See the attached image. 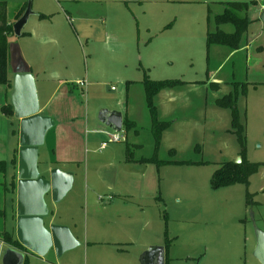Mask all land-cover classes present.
<instances>
[{
    "label": "rangeland",
    "instance_id": "374dc122",
    "mask_svg": "<svg viewBox=\"0 0 264 264\" xmlns=\"http://www.w3.org/2000/svg\"><path fill=\"white\" fill-rule=\"evenodd\" d=\"M6 1L7 14L12 17L19 0ZM181 1L32 0V12L37 13L39 5L44 4L54 13L50 19L60 32L57 44L44 45L49 47V75L53 65L58 66L55 80L48 82V87L52 92L62 83L71 94H56L49 109L60 110L55 116L56 133L68 140L73 138V156L80 157L84 138L98 143L107 140L105 135L95 134L98 127L106 134L113 133L98 121L100 110L131 116L136 124L128 132L124 127L118 132L122 142L108 144L115 152L108 172L112 187L96 196L98 203L111 206L109 210H95L98 217H108L116 226L110 238H99L110 242L89 244L85 255L76 241L77 246L68 248L62 256L57 257L55 251L39 258L27 254L24 264H129L130 255L135 257L146 243L167 247L165 264H260L254 256V226L264 233V51L258 52L254 43L248 58L244 53L226 57V46L208 48L207 34L216 30L208 19V9ZM34 17L30 16V22ZM30 26L27 23L24 30ZM218 28L226 33L233 31L230 24ZM257 30V24H249L242 40L250 42ZM21 44L20 37L9 39V77L25 61ZM38 44L33 41V49L38 50ZM33 57L38 60L39 56ZM146 77L183 84L157 99L161 120L171 122L162 132L154 162L126 164L122 159L127 149L133 159L152 158L155 153L151 117L144 104L142 82ZM80 81L85 85H78ZM216 81H220L217 89L211 85ZM230 93L235 96V108L244 127L246 161L263 165L247 187L235 184L213 189L210 180L214 171L240 157L231 129V110L215 104ZM7 97L10 99L9 92ZM17 143L15 119L2 116L0 111V161L5 165V172H0L3 241L6 235L14 240L10 235V183ZM122 153L124 156H120ZM48 154V150H42L40 159ZM95 154L100 157L97 150L89 152L87 158ZM70 170L74 172L70 190L50 207L56 222L64 209L70 210L82 239L86 233L81 209L85 179L89 184L99 182L106 173L91 174L88 170L86 177L85 161ZM246 193L251 195L249 206ZM127 238L131 242H126ZM9 249L1 244L0 264Z\"/></svg>",
    "mask_w": 264,
    "mask_h": 264
},
{
    "label": "crops",
    "instance_id": "0c3cea01",
    "mask_svg": "<svg viewBox=\"0 0 264 264\" xmlns=\"http://www.w3.org/2000/svg\"><path fill=\"white\" fill-rule=\"evenodd\" d=\"M0 1H4L7 4L6 0H0ZM153 1L157 2V0H153ZM233 1L248 4L247 12L245 14L248 25L257 24L259 30H257L258 33L256 34V38H252L250 42H247V38L245 39V41L242 40L243 35L245 34L244 33L241 37L240 45H239L240 47L238 49H231L226 46L228 48L226 57H234L235 55L244 53V57L248 58L249 56H251L252 52L255 49L253 46L254 43L257 44L256 50L258 52H263L264 51V0H182L181 2L190 3V4L197 3L199 5L206 7L210 13L208 16V19L209 21H211L213 16L219 15L224 11L226 3L233 2ZM24 5H26V3L22 0H19L18 8L15 10L12 17H9V15L7 14V19L9 23L13 24L16 21L14 20V16L20 9L23 8ZM7 10H8V4H7ZM50 12L51 11L44 4H40L38 11L36 13L37 15L34 17L35 20L33 22H30L32 20L29 19L28 25L30 23L31 25L30 28L26 31L23 29L22 35L20 36V39L23 40V44H21L20 49L25 59L24 62L29 68V71L34 77V81H35V87H36V93H37V99H38V107H39L38 113L41 116L48 117L53 121V126L45 134L44 143L42 144L43 148L40 146L38 149V156H37L38 169L40 170L41 174L45 175L46 178H48L50 170L59 169L62 172L70 173L72 175V180H73L74 172H72L70 168L75 167V165L83 163L85 161L86 177L88 175L87 174L88 170H90L91 174H95L94 172L103 174L102 171H105L106 174H103L105 175V178L100 180L99 182L89 181L90 182L89 184L87 178L85 179V193L83 196V206L81 207V209L86 217V221H84V227H85L86 233L82 239L79 238L80 235L77 232V222L75 220V217L71 215L70 210L67 211V209H64V212L62 211V215L60 216L59 222L54 221L55 211H53L52 208L50 207V205L53 202L50 194H48V196L45 197V201H46V205L48 209V216L44 218V227L46 229H48L49 226L51 225L65 227L70 233L71 237L75 240V242L77 241L79 246H83V252L86 255L88 253L87 250H88L89 244L109 243L110 239H103L104 241H101L102 239H99V238H110V236H112V233L115 232L116 230V226L111 219H109L108 217L106 218L98 217V214L95 212L96 208L101 209V210L111 209V206L107 204L105 205L102 202L98 203L96 201V198H97L96 196L99 194V191L105 192V191H108L112 187V184L110 183V178L108 176V172L110 173L112 164L114 163L113 155L115 152L114 150H111V149L109 150L108 145L105 148H101V144L107 140H103L102 142L98 143V142H93V140H88L87 138H84L85 142L83 143L80 149V157H74L73 156L74 142H72L73 138H69L68 140V137H63L62 135H58L56 133L59 129L57 128L55 116H58L57 112H60V110L50 111L49 108L51 107L56 94H59L60 92H62L61 94L63 96L65 95L69 97L71 92L69 91L70 89L66 88L62 83H58L56 88L53 89L52 92H50V89L48 87L49 85L48 82L55 80L54 79L55 77L53 76L56 75L55 69H57L58 66L53 65L52 67L53 72L49 75L48 70H47L48 68L46 65V58H47V54L49 51V47L46 48L44 47V45L48 46L50 43L57 44L58 43L57 39L59 38L58 35H60V32L58 31V28H57V23L52 22L50 19V16L54 13H50ZM39 15H45L47 16V18L39 19L38 17ZM65 15H64L65 19L69 20L68 16H65ZM64 24L67 25L65 22ZM68 25H69L68 27L71 26L70 24ZM224 25L225 24H223V26ZM52 27H56V28L52 30ZM33 41H38L39 43L38 50L33 49V46H32ZM216 47H220V46H216ZM34 54L39 56L38 60H36L33 57ZM28 56H31V59ZM34 65L36 67H34ZM8 77H9V73H8ZM13 77H14V74L12 73L11 77H9L12 79L10 88L0 85V108L7 105L8 103L7 100H9V103H11L10 99L7 97V94L9 92V97H10V93L12 91ZM214 84H216L218 88L220 87L219 86L220 81L219 82L216 81V83ZM127 85H130V82ZM175 89H179V88L175 87L169 90L161 91L160 93L156 95L154 99V105L156 108L158 120L160 122L168 123V125L171 121L161 120V117H160L161 112H159L158 110L157 99L158 97H160L161 94L167 91L173 92V90ZM143 95H144V92H143ZM144 104H145V109H147L145 99H144ZM127 114L128 113L126 112L125 115ZM1 115L4 116L2 113ZM125 117L126 116L122 114L123 120ZM126 118L132 121L135 127L136 123L134 120L131 119V116L130 117L127 116ZM15 121L17 123V139H19V124L17 120ZM95 134L105 135L107 137L106 139H108V134L110 133L106 134L104 130H100L98 127L97 129H95ZM64 141H67L66 145L62 144L64 143ZM117 143H120V142H117ZM109 144H113V143H109ZM153 146H154V139H153ZM18 149H19V144L17 143V146L14 151L15 152V155H14L15 158L13 159L14 164H12L14 174L12 176V180L10 183L11 184V194L10 195L12 196V218H13V226H12L10 235L14 237L13 238L14 241H16L17 244L19 245L17 247L14 246L12 250H14V252L20 255L22 254L23 256L22 261L24 262L27 254H31L38 258L41 256L36 255L32 253L31 251H29L27 248L22 246V244H20V242L17 239L18 223H17V215H16V208H17V187H16L17 178H16V175H17V170H18ZM41 149L48 150L49 157L47 156L46 159L45 157L40 159L41 157L40 152L42 151ZM97 150H99L100 157H98V155L95 154V156L87 158V155L89 154V152L94 154L95 151ZM127 150H126V154H127ZM81 153H83L84 158L83 156H81ZM155 154L156 152L153 153L152 158L147 157V158L133 159L130 155L131 161L127 160V156L124 159L120 157V160L121 159L124 160L126 164H134V165L143 163V162H140V160H151V162L149 161L148 163H144L146 165H150V163H152L153 160H155V158L153 157ZM120 156H124L123 153L120 154ZM12 184L14 186H12ZM63 198L64 197H62L59 201H61ZM71 226H73V228ZM120 229L123 230L122 227H120ZM129 240L130 239H128V241L126 242H131ZM0 244H6L7 246H10L9 244L3 241V237L0 239ZM62 244L64 245V243ZM75 246H77V244ZM152 246H155V245L152 243H146V245L140 246V249L138 250L137 255L135 257L133 255H130L129 264H135L136 263L135 261H137L138 264H140V256L142 255L143 252H145L149 247H152ZM157 247H160V245H157ZM10 248H12V246H10ZM39 248H41V246H39ZM63 248H65V246H63ZM62 250L63 251L59 253L58 255L55 248L51 246V247H46L43 253L49 252V251H53V252L55 251L57 257H59V256H62L63 253L67 251L68 249H62ZM8 263L11 264V262H8ZM84 264H87V262L85 261Z\"/></svg>",
    "mask_w": 264,
    "mask_h": 264
},
{
    "label": "water",
    "instance_id": "95a60500",
    "mask_svg": "<svg viewBox=\"0 0 264 264\" xmlns=\"http://www.w3.org/2000/svg\"><path fill=\"white\" fill-rule=\"evenodd\" d=\"M32 15L37 14L32 12V0H28L21 16L12 24L15 37L19 38L22 35V30ZM13 74L10 101L13 117L19 124L16 175L17 239L22 246L36 255L42 256L44 249L51 246L59 255L62 249L72 248L77 243L65 227L56 225H51L48 229L44 227V218L48 216L45 197L50 194L52 201L58 202L70 190L72 175L59 169L50 170L48 178L40 173L37 165L38 149L44 143L45 134L53 126V121L38 113L34 77L24 61L14 68ZM98 121L114 132L122 131L123 118L118 111L102 109L98 113ZM234 163L240 164L241 158L238 157ZM251 220L253 221L252 215ZM254 231L256 237L254 256L260 264H264V233L255 226ZM12 253L18 256L13 264H22V254L14 253L13 250L5 253L3 264H9ZM140 264H165V249L161 246L149 247L140 256Z\"/></svg>",
    "mask_w": 264,
    "mask_h": 264
},
{
    "label": "trees",
    "instance_id": "16d2710c",
    "mask_svg": "<svg viewBox=\"0 0 264 264\" xmlns=\"http://www.w3.org/2000/svg\"><path fill=\"white\" fill-rule=\"evenodd\" d=\"M25 6L26 5H24L23 8L16 13L14 20H17L21 16ZM247 8V3L233 1L225 4V9L221 14L213 16L212 21L216 26V30L207 34L208 48L212 45L227 46L231 49H238L240 47L241 37L246 32L248 25L245 16ZM241 13H243V16H240ZM209 14L210 13L208 11V15ZM38 17L39 19L47 18L45 15H39ZM223 24H230L233 27V32L226 33L221 31L218 27ZM12 36V23H9L7 19V4L4 1H0V85L6 86L7 88L11 87V81L8 77V57L9 39ZM127 84H129V82ZM182 84L183 82L179 80L152 81L147 77L142 82L146 107L151 117L155 152H157L159 148L162 132L167 129L169 125L168 123L160 122L158 120L154 99L161 91L169 90ZM212 86L215 89L218 88L216 84H212ZM234 98L235 96L230 93L220 99H217L215 104L220 108L231 110V129L236 136V140L240 148L241 163L235 164L232 161L222 163L221 166L214 171L211 177L210 185L213 189L235 184H242L247 187L249 185V179L255 175L259 168L263 165L259 163H249L246 161L244 127L239 121V115L235 108ZM0 111L8 118L13 117L11 103L1 107ZM123 125L125 132L134 128V123L126 117L123 120ZM127 160L131 161L129 151H127ZM149 161L151 162V160H140V162L143 163H148ZM12 164H14V160L12 161ZM0 172H5L4 161H0ZM12 186L14 185L12 184ZM251 203V195L246 193V205L249 206ZM4 241L9 245L17 247V242L12 240L9 235L4 236ZM166 249L167 247L165 250Z\"/></svg>",
    "mask_w": 264,
    "mask_h": 264
},
{
    "label": "built area",
    "instance_id": "2783aa9c",
    "mask_svg": "<svg viewBox=\"0 0 264 264\" xmlns=\"http://www.w3.org/2000/svg\"><path fill=\"white\" fill-rule=\"evenodd\" d=\"M78 85L83 86L85 82L80 81ZM122 139V136L118 132L113 131V133L108 134V139L101 144V148H105L109 143L122 142Z\"/></svg>",
    "mask_w": 264,
    "mask_h": 264
},
{
    "label": "flooded vegetation",
    "instance_id": "af4514ba",
    "mask_svg": "<svg viewBox=\"0 0 264 264\" xmlns=\"http://www.w3.org/2000/svg\"><path fill=\"white\" fill-rule=\"evenodd\" d=\"M14 179V178H13ZM10 246H12V248H10V250H12L13 249V245H10ZM16 246H19L18 244L16 245ZM14 251V250H13ZM15 253V252H14ZM17 255L16 254H13L12 253V258L10 259V261L9 262H11V264H13V263H15L16 262V260H17Z\"/></svg>",
    "mask_w": 264,
    "mask_h": 264
}]
</instances>
